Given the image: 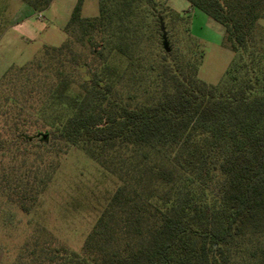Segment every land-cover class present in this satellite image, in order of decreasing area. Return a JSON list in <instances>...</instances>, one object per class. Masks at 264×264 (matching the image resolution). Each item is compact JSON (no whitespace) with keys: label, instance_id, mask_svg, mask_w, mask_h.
<instances>
[{"label":"trees","instance_id":"1","mask_svg":"<svg viewBox=\"0 0 264 264\" xmlns=\"http://www.w3.org/2000/svg\"><path fill=\"white\" fill-rule=\"evenodd\" d=\"M84 1L68 40L34 62L53 79L36 105L0 80V151L30 141L35 117L50 127L42 140L81 148L119 183L79 251L35 241L14 264H264V0H188L235 53L216 83L199 76L204 51L189 33L188 49L153 51L161 0H99L89 17ZM75 43L92 49L90 66L63 59Z\"/></svg>","mask_w":264,"mask_h":264},{"label":"rangeland","instance_id":"2","mask_svg":"<svg viewBox=\"0 0 264 264\" xmlns=\"http://www.w3.org/2000/svg\"><path fill=\"white\" fill-rule=\"evenodd\" d=\"M77 1L52 0L47 9L38 12L23 0H0V80L7 74L9 85L17 92L31 90L34 105L53 81L50 73L34 62L43 57L48 46H61L68 40L64 27ZM160 9L166 15L161 21L170 50L188 49L185 44L189 33L204 51L199 76L208 83L218 82L235 55L224 44V26L188 0H161ZM177 12L185 14V19H179ZM98 13L99 0L84 1L83 16ZM157 14L160 12L149 17L153 27ZM156 32L150 41L153 51L160 52L165 49L163 34ZM263 45L261 37L258 47ZM71 56L79 68L95 59L92 49L79 43L63 59ZM66 66L69 68V63ZM26 70L29 76L23 73ZM79 79L81 75H75V88ZM35 119L28 125L30 141L0 151V264H14L35 241H52L79 251L119 183L113 173L81 148L56 139L54 134L50 140H42L50 127L41 120L33 124ZM3 170L7 177L2 178ZM27 177L31 189L24 188Z\"/></svg>","mask_w":264,"mask_h":264},{"label":"water","instance_id":"3","mask_svg":"<svg viewBox=\"0 0 264 264\" xmlns=\"http://www.w3.org/2000/svg\"><path fill=\"white\" fill-rule=\"evenodd\" d=\"M161 29L163 31L162 38H163L164 48L166 49V51H170V47L168 45L167 32H166V29H165V25L163 24V21H161Z\"/></svg>","mask_w":264,"mask_h":264},{"label":"crops","instance_id":"4","mask_svg":"<svg viewBox=\"0 0 264 264\" xmlns=\"http://www.w3.org/2000/svg\"><path fill=\"white\" fill-rule=\"evenodd\" d=\"M34 10V9H33Z\"/></svg>","mask_w":264,"mask_h":264}]
</instances>
